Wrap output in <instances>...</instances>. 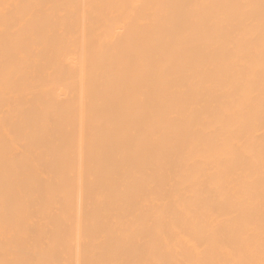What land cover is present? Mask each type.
<instances>
[{
    "label": "bare ground",
    "instance_id": "obj_1",
    "mask_svg": "<svg viewBox=\"0 0 264 264\" xmlns=\"http://www.w3.org/2000/svg\"><path fill=\"white\" fill-rule=\"evenodd\" d=\"M0 264H264V0H0Z\"/></svg>",
    "mask_w": 264,
    "mask_h": 264
}]
</instances>
